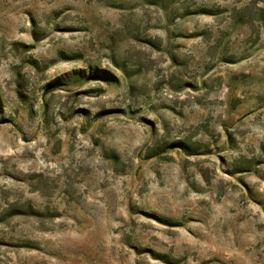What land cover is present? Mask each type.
<instances>
[{
	"label": "rangeland",
	"instance_id": "1",
	"mask_svg": "<svg viewBox=\"0 0 264 264\" xmlns=\"http://www.w3.org/2000/svg\"><path fill=\"white\" fill-rule=\"evenodd\" d=\"M0 264H264V0H0Z\"/></svg>",
	"mask_w": 264,
	"mask_h": 264
}]
</instances>
